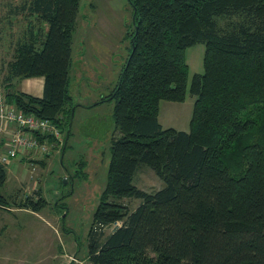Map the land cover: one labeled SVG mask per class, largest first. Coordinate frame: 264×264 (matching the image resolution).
<instances>
[{
  "label": "trees",
  "instance_id": "trees-1",
  "mask_svg": "<svg viewBox=\"0 0 264 264\" xmlns=\"http://www.w3.org/2000/svg\"><path fill=\"white\" fill-rule=\"evenodd\" d=\"M79 0H21L26 19L0 63V98L69 136L71 33ZM129 52L114 87L116 137L86 234L89 264H264V0H127ZM203 46L186 84L182 51ZM41 77V96L15 89ZM194 96L187 131L157 122L160 100ZM65 144V143H64ZM65 146V145H64ZM145 165L162 187L132 183ZM6 174L0 164V187ZM21 203L39 211L35 193ZM121 199H137L128 210ZM6 197L0 193V207ZM113 226L107 235L102 228Z\"/></svg>",
  "mask_w": 264,
  "mask_h": 264
},
{
  "label": "rangeland",
  "instance_id": "rangeland-1",
  "mask_svg": "<svg viewBox=\"0 0 264 264\" xmlns=\"http://www.w3.org/2000/svg\"><path fill=\"white\" fill-rule=\"evenodd\" d=\"M20 1L0 0V63L11 58L15 40L25 28L26 19L5 17L7 5ZM131 29L127 0H79L71 33L67 90L72 110L65 146L51 145L46 155L31 154L3 165L6 178L0 193L7 209L0 211V225L6 226L0 229V249L9 255L8 264H89L86 234L105 182L109 141L118 135L112 124L113 101H99L116 82L129 52ZM202 52L200 43L183 49L186 84L192 74L202 71ZM193 100L188 92L181 102L160 100L157 122L163 128L187 131ZM132 183L144 191L163 185L145 165L137 167ZM35 193L44 206L33 212L21 203L27 197L34 200ZM119 202L128 210L139 203ZM112 228H102V234Z\"/></svg>",
  "mask_w": 264,
  "mask_h": 264
},
{
  "label": "built area",
  "instance_id": "built-area-1",
  "mask_svg": "<svg viewBox=\"0 0 264 264\" xmlns=\"http://www.w3.org/2000/svg\"><path fill=\"white\" fill-rule=\"evenodd\" d=\"M0 123L7 133L0 143L1 165L31 154L46 155L51 145L61 143L62 133L52 121L23 114L6 104H0Z\"/></svg>",
  "mask_w": 264,
  "mask_h": 264
},
{
  "label": "crops",
  "instance_id": "crops-1",
  "mask_svg": "<svg viewBox=\"0 0 264 264\" xmlns=\"http://www.w3.org/2000/svg\"><path fill=\"white\" fill-rule=\"evenodd\" d=\"M42 84H43V80L41 77H29V78H24V79L19 80L15 84V89L20 92H23V93H26V94H29L35 97H39L41 96V93H42ZM6 136H7V133L5 129L2 128L1 123H0V143L4 142V139L6 138ZM19 159L20 157L16 158V160H19ZM15 164H16V161L14 162L13 165ZM6 209H7L6 207H0V211L2 210L4 211ZM2 228L6 229V226L1 224L0 229ZM9 260H10L9 255L1 253V249H0V262L2 264H8Z\"/></svg>",
  "mask_w": 264,
  "mask_h": 264
},
{
  "label": "water",
  "instance_id": "water-1",
  "mask_svg": "<svg viewBox=\"0 0 264 264\" xmlns=\"http://www.w3.org/2000/svg\"><path fill=\"white\" fill-rule=\"evenodd\" d=\"M64 143H65V140H64L63 143H62V149H63Z\"/></svg>",
  "mask_w": 264,
  "mask_h": 264
},
{
  "label": "flooded vegetation",
  "instance_id": "flooded-vegetation-1",
  "mask_svg": "<svg viewBox=\"0 0 264 264\" xmlns=\"http://www.w3.org/2000/svg\"><path fill=\"white\" fill-rule=\"evenodd\" d=\"M128 33H129V32H128ZM116 79H117V78H116ZM113 87H114V86H113ZM113 87H112V88H113ZM110 91H111V90H110ZM103 98H104V97H103ZM103 98H101V100H102ZM101 100H100L99 102H101Z\"/></svg>",
  "mask_w": 264,
  "mask_h": 264
}]
</instances>
